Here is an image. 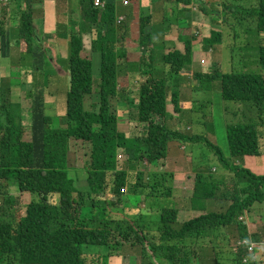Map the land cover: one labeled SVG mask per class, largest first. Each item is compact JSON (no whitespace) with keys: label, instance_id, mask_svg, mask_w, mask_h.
Returning <instances> with one entry per match:
<instances>
[{"label":"trees","instance_id":"1","mask_svg":"<svg viewBox=\"0 0 264 264\" xmlns=\"http://www.w3.org/2000/svg\"><path fill=\"white\" fill-rule=\"evenodd\" d=\"M45 1L48 0H29L24 11H18L16 18L11 17L10 35L6 33L4 20H0L1 37H7L18 49L17 57L0 51V67L6 71L0 78V264H109L115 258L120 264H138L122 256L124 246L139 252V264H198L197 250L207 248L213 252L215 264L264 261L260 254L264 241L248 230L251 222L248 217L257 214L254 205H264V174L254 173L236 162V158L242 157L264 158V75L189 74L190 82L200 83L197 87L201 88L205 85L209 93L214 92L213 83L219 80L223 100L248 103L255 110L256 119L226 124L228 158L218 145L198 138L208 142L205 145L214 154L212 160H218L222 170L218 174L215 166L214 174L210 171L213 166L205 165L197 172L190 210L202 213L181 220L172 194L176 176L167 172L164 165L171 143L192 145L195 141L170 129L169 121L183 106L177 79L180 74L186 76V72H191L192 40L198 39V35L185 37L181 50L158 53L153 50L149 31V10H140L135 42L148 50V58L138 57L136 65L125 62L120 65L117 60L125 55H118L110 39L116 31L115 23L119 31L126 30L121 26L123 18L114 20L117 6L106 4L100 11L92 7L93 0H81L83 15L89 17L88 24L95 25L97 36L91 48H87L82 28L70 29L67 64L64 60L69 82L62 115H50L46 113L45 87L36 74L42 73L46 59L52 62L55 57L53 48L43 44L52 36L44 34V40H40L32 12L33 2ZM158 1L164 11L175 14L174 21L178 24L183 14L179 4L187 7L199 4L203 14L209 15L206 6L198 0ZM235 1L223 0L219 7L225 12H214L211 22L220 24L221 30L209 31L215 37L210 39L221 41L223 33L228 37L225 27L234 36L233 23L224 17L236 12L248 21L243 33L246 38V29L253 28L250 43L257 44L259 63L264 66V0H255V6L247 7H240ZM165 2L170 6L166 7ZM9 6L0 5L2 15ZM210 39L200 37V42L209 47ZM96 52L101 54L98 79L94 78L92 64ZM155 61L162 63L167 78L154 76L150 65ZM124 71H137L142 77L136 89L138 103L132 108L136 111L135 118L131 108L122 118L114 106L124 100L129 107L133 104L129 92L122 91L118 80ZM31 74L34 75L30 77ZM29 78H32L30 84ZM27 84L32 89L26 90ZM13 94H20L17 101L11 100ZM131 122L145 131L129 135ZM120 149L131 152L129 156L133 158L127 160L130 171L119 164ZM79 161L83 162L80 169L87 174L88 191L74 185ZM143 165L146 170L140 171L138 168ZM227 170V177L231 176L230 190L226 189L225 178L220 176ZM10 186H16L21 198L28 197L27 202H20L18 216L14 209L16 199L9 194ZM228 195L230 203L222 211L207 210L209 201L221 203ZM149 199L156 202L145 205L143 201ZM229 228L237 230L235 245L229 243ZM248 246L252 247L251 251ZM222 256L224 260L220 259Z\"/></svg>","mask_w":264,"mask_h":264},{"label":"rangeland","instance_id":"2","mask_svg":"<svg viewBox=\"0 0 264 264\" xmlns=\"http://www.w3.org/2000/svg\"><path fill=\"white\" fill-rule=\"evenodd\" d=\"M198 1L206 6L207 13H209L210 16H205L203 14L202 10L199 9V4L195 3L192 4L190 7L184 6L183 4H179V9L183 12V14L178 22H180L179 25L185 24L184 30L180 29L181 33L187 36L198 35V39L192 40V44L193 42L199 40L203 33L207 36L205 40L215 38L210 35L209 31H220V24L211 23L210 20H213L212 17H215L214 12L216 13V11H221V13L219 14L225 12L219 7L223 0ZM227 1L230 2L232 0ZM235 3L240 7L256 5L255 0H237L235 1ZM138 4V0H133V5L139 8ZM164 4L166 7L170 6V4L167 2H165ZM159 5H161V3ZM95 8L100 11L104 10L98 7ZM148 9L149 8H147L146 10ZM20 11H22V9ZM69 11V13H71V9ZM42 13H47V10H45L44 12L41 11L40 17L42 16ZM127 13L128 9H122L119 12V14H122L123 16H125V14ZM147 13L150 14L149 27L150 30L153 32V37H156L157 40H164V45H160L157 42L154 43L157 52L161 53L163 50L165 51L164 46L168 43V31L170 30L171 32H177V27L179 26L175 24L174 19L170 16L171 14H169V16L166 15L165 17L163 11H159L158 9L153 12ZM211 13H213V15H211ZM139 16L140 15L138 14V17ZM220 16V20H222V15ZM227 16H225L224 18L225 20H228L229 18L230 21L233 23V27L231 30L234 36L232 35V37L231 31L227 30L225 27V31L229 32L228 37L225 33H223L221 41L217 42L213 39H210L211 46L209 45V47L205 43L204 45L207 49L202 52V60L193 64V66L191 67V73L202 72L209 75L214 72H219L222 74H227L230 72H255L264 75V66H261V64L259 63V54L256 49L257 44L255 42L254 44L250 43L253 28H249V30L246 29V33L248 34L246 38L243 33L246 28V24H248V21L245 20V18H243L242 16L240 17L238 14H236V12L233 14L230 13ZM162 21H164V23ZM36 25L38 26V29L42 28V22L38 20L36 21ZM126 31L127 28L125 31L121 30V32ZM1 39L2 41H0V51L2 50L3 54H5L6 56L12 54L13 57H17L18 49L14 46H4V39L0 35V40ZM244 41L245 44L243 43ZM262 43L264 44V39L262 40ZM50 46L52 48H55V43H52ZM60 49L61 51L59 53L55 52L54 50L55 57L52 59V62H50L49 59H46L41 77H39L38 75L36 76L37 80L39 82H42L43 87H45V93L47 95L46 113L50 115H62L61 110L63 107V100L65 99L66 87L69 82V76L67 73L68 69H66V66L64 64V60L67 64V50H64L65 45L63 43L61 44ZM131 52L132 50L130 51V53ZM132 53H136L135 49ZM118 55L125 54L118 53ZM145 55H147V52L145 53ZM145 55L143 57H146ZM156 63H158V65H156ZM150 66L152 67L151 71L154 73V76L163 79L168 77V74L166 70H164L161 62L155 61L151 63ZM5 73L6 71L1 70L0 67V78H2ZM186 73L190 74V71ZM32 75L34 74H31L30 77H32ZM136 78H139L138 81H136ZM140 79H142V77L139 73H137L136 76L132 75L131 77L129 90V97L130 100L133 102V104H131V107H129V103H125L123 101L119 102L118 104L114 103L115 109L118 112L119 116L122 117L125 112L131 108V112L134 114L135 118L136 111H133L132 108L138 103V100L135 96L137 95L136 89L138 88V82ZM31 80L32 78L30 79V81ZM120 80H125V77H121ZM175 80L176 77H174L169 84L173 86ZM29 84H27L28 90L30 88L32 89V86ZM213 85L216 89L214 90V92L209 93L206 90L205 85L201 88L197 87L200 86V83L196 82L194 84V82H190L189 75H180L177 79L179 101H184V103L188 104L190 107L185 108L186 105H184L181 108L180 113L178 115H174L173 118L169 121V128L172 130H177L182 134L195 139V141H193L192 145H182L178 142L171 143L169 145L164 167L167 172L173 173L174 176H176L175 180L173 181L172 188L173 202L178 209L180 219L185 221L202 213L197 211H194L192 213V211L190 210V198L193 194L194 179L197 172L202 171L205 165L213 166L210 171H213L214 174H216V171H214L213 169L215 166L218 168V174L222 170L221 163H219L218 160H212V158H214V154L205 145L208 142L203 143V140L200 139L206 138L213 146L218 145L220 149L224 152L225 156L228 158L230 151L228 146V140L226 137V124L249 123L255 122L256 119L255 110L248 103H239L234 101L223 100L219 91V80H216ZM19 96L20 94H13L11 100L17 101ZM86 106L89 107L88 104ZM170 113H172V111H170ZM134 126V123L130 124L131 136L138 135L145 131L142 126H139L138 128ZM119 153H121V155L119 156V164L121 165V168L130 171L128 169L129 162L127 163V160L133 158L129 156L131 152L124 149H120ZM71 156L72 154L69 155V159H71ZM85 159H87V157H85ZM236 162L240 166H244L251 169L254 173L258 172L264 174V158L262 157L256 158L255 160L245 157L236 158ZM82 166L83 162L79 161V163H77V170L74 172L75 176L72 175L75 178L74 185L79 190L88 191L89 186L86 183L87 174L82 169H80V167ZM138 169L140 171L146 170V168H144V165L143 167L139 166ZM227 174H229L228 170L225 172L224 176H220L222 178H225L226 189L230 190L232 183L229 182V179H231V176L227 177ZM234 189L235 186L233 185V191ZM9 194L16 199L14 209L15 214L18 216L21 213L19 211L20 202H27L28 197L26 195L21 198V194L18 192L16 186L9 187ZM219 194L222 193L219 191ZM228 198L230 199V195L226 196L221 203L218 201H209L207 203V210L222 211L230 203ZM154 202L156 201L150 199L146 203L143 201L145 205L147 203H150L151 205L154 204ZM132 205L134 206V204ZM141 206H143L142 203ZM254 210L255 212H257V214L248 217V220L251 221L248 224V230L250 231V234H257L259 236V241H264V205L255 204ZM227 234L229 238V243L235 245L237 241V230L235 228H229L227 230ZM260 252V254L262 255V259H264V250H260ZM197 254L198 264H215L213 252L209 248L198 249ZM122 256H127L128 258H130V260H136V262H138L139 264L138 260L140 254L137 250H130L128 247L124 246L122 248ZM118 259L121 258L119 257ZM220 259L224 260L225 257L222 256L220 257ZM109 262V264H120V262L118 263L116 261V258L110 259ZM259 264H264V261H261Z\"/></svg>","mask_w":264,"mask_h":264},{"label":"crops","instance_id":"3","mask_svg":"<svg viewBox=\"0 0 264 264\" xmlns=\"http://www.w3.org/2000/svg\"><path fill=\"white\" fill-rule=\"evenodd\" d=\"M139 1V8L133 5V0H106L107 4H114L117 6V13L114 15V20L118 18H123V26L127 28L126 32H121L118 30L119 25L116 23L114 24V28L116 31L112 34L111 36V41H112V46L115 48V51H117L119 54L124 53L125 57L122 60H117L120 65H122L124 62L125 64H137V58L138 57H143L145 53L147 52L146 57L148 58V50L141 48L137 43L135 42V39L137 38V32L139 29V17L138 14H140V10H146L149 8V12H153L155 10L163 11L164 16L166 15L170 16L174 19L176 16L172 12H167L163 10V7H160L159 5L161 2L158 0L151 1V0H138ZM81 0H48L45 1L44 3H34L32 4V12H33V22L35 26L37 27L38 34L41 36V41L44 40L43 35L44 34H50L52 36V39L45 40L43 41V44L45 47H51L50 45L52 43H55V52L59 53L61 51L60 47L61 44L63 43L65 45V49L67 50L68 48V43H69V32L70 29L74 30H79V28H82L83 31V43L86 45L87 48H91V42L96 39V30H95V25L93 24H88L87 18L88 16H84L82 12V5H81ZM125 2V3H123ZM158 2V4L156 3ZM85 2H82L84 4ZM173 5V4H172ZM11 6V5H10ZM5 10L6 13L2 15V8H0V20H4L5 24L4 26L7 27L6 33L10 35V28L8 26V23H10V19L16 18L18 15V11H20L22 8L18 6V3H12V6ZM123 6V7H122ZM129 8V9H128ZM71 9V13H69ZM122 9H128V13L123 16L122 14H119V12ZM161 9V10H160ZM47 10V13H42V16L40 17V12ZM22 11H24L22 9ZM150 15V14H149ZM42 22V28L38 29V26L36 25V21ZM102 21V20H100ZM166 21V20H165ZM211 22V20H210ZM212 23V22H211ZM85 24V25H84ZM176 25H179L178 23H175ZM216 24V22H215ZM2 25V24H0ZM74 25V26H73ZM83 25V27H82ZM179 25L177 27V32H171L170 30L168 31V38L167 41L168 43L164 46L165 50L167 49H177L181 50L183 46V39L187 37V35H184L183 33H180L179 30L183 29L185 26ZM41 27V26H40ZM164 27V26H163ZM149 31L152 36V44H153V50H156V47L154 45L155 42L159 43L160 45H164V40H157L156 37H153V32L150 30ZM202 39L205 40L207 37L202 34ZM4 39V46H13L11 41H8L7 37H2ZM10 39V38H9ZM200 40V39H199ZM199 40L193 42V47H194V52L192 55V63L191 65L193 66L194 63L199 62L202 60L203 56V51H205L207 48L204 45V41L200 42ZM2 41V39H1ZM204 45V46H203ZM208 46V45H207ZM52 48V47H51ZM135 49L136 53H132ZM132 52L130 53V51ZM147 50V51H146ZM157 51V50H156ZM164 51V50H163ZM128 52V53H127ZM145 52V53H144ZM196 52V53H195ZM101 54L100 53H93L92 57V64H93V72L95 77L98 79L99 78V70H100V65H101ZM46 61V60H45ZM44 61V65H45ZM51 62V61H50ZM158 62V61H157ZM158 65V63H156ZM1 66V64H0ZM5 68L7 69L8 63H4ZM42 73H37L36 76L38 75L41 77ZM137 71H128V72H123L122 74L119 75L118 80L122 84V91L123 89L126 90V92H129L130 90V83H131V77L136 76ZM141 76V75H140ZM121 77H125V80H120ZM31 79V78H30ZM30 79H28V82H30ZM139 78H136V81H138ZM28 85L25 86L24 88L28 90ZM23 88V89H24ZM24 92V91H21ZM191 93V92H190ZM181 97V96H180ZM130 98V97H129ZM127 102L126 100H124ZM180 102L185 106V108H189L190 106L188 104H185L184 101L180 100ZM181 106V108L183 107ZM127 116V111L125 114L122 116L126 117ZM132 123V122H131ZM134 127H137V124H135ZM141 127V126H140ZM129 135H131V127L129 126Z\"/></svg>","mask_w":264,"mask_h":264},{"label":"built area","instance_id":"4","mask_svg":"<svg viewBox=\"0 0 264 264\" xmlns=\"http://www.w3.org/2000/svg\"><path fill=\"white\" fill-rule=\"evenodd\" d=\"M29 0H0V5L1 6H9L11 3H20L21 5H24L28 2ZM106 2L105 0H93V6L98 7V8H104ZM121 21V19H119ZM248 251H251L252 247L248 246L247 247Z\"/></svg>","mask_w":264,"mask_h":264},{"label":"clouds","instance_id":"5","mask_svg":"<svg viewBox=\"0 0 264 264\" xmlns=\"http://www.w3.org/2000/svg\"><path fill=\"white\" fill-rule=\"evenodd\" d=\"M105 2H106V0H105ZM92 3H93V1H92ZM106 4H107V2H106ZM106 4H105V6H106ZM18 6H20L23 10H25L26 9V6H27V3L26 4H24V5H21L20 3H18ZM104 6V7H105ZM93 57V56H92ZM101 66V65H100ZM191 73V72H190ZM93 74H94V72H93ZM99 74H100V70H99ZM187 74V73H186ZM180 75H182V74H180ZM187 75H189V74H187ZM190 76V75H189ZM94 78H96L95 77V75H94ZM97 79V78H96Z\"/></svg>","mask_w":264,"mask_h":264}]
</instances>
